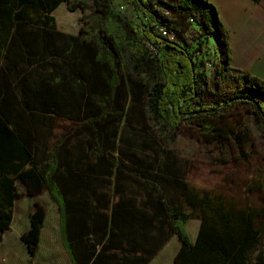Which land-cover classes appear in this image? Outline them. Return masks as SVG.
Returning <instances> with one entry per match:
<instances>
[{"label":"trees","instance_id":"16d2710c","mask_svg":"<svg viewBox=\"0 0 264 264\" xmlns=\"http://www.w3.org/2000/svg\"><path fill=\"white\" fill-rule=\"evenodd\" d=\"M65 1L87 12L77 34L56 28L52 11ZM123 3L137 11L132 18L115 0H0V238L13 200L47 190L72 264H114L116 252L148 241L155 220L157 241L165 223L180 241L174 264H264V196L253 208L196 187L154 136L144 130L136 143L120 132L131 100L169 141L185 120L238 101L264 123V79L230 65L227 29L209 0ZM58 119L73 130L50 143ZM45 211L35 201L22 234L31 255ZM190 217L201 220L194 242Z\"/></svg>","mask_w":264,"mask_h":264},{"label":"rangeland","instance_id":"374dc122","mask_svg":"<svg viewBox=\"0 0 264 264\" xmlns=\"http://www.w3.org/2000/svg\"><path fill=\"white\" fill-rule=\"evenodd\" d=\"M115 2L130 18L137 12L130 4H124L123 0ZM86 13L80 8L72 11L67 1L52 11L56 28L71 34H77L79 28L86 26L81 21ZM214 45L213 40L207 45L210 59L214 57ZM211 87L214 88L213 85ZM127 107L129 119L120 125L122 136L131 137L137 143L138 133L145 130L154 136L162 148L170 150L176 156L182 166L184 181L196 187L213 188L227 196L234 195L239 202L250 203L253 208L259 207L264 196V123L254 115L251 104L238 101L233 106L224 108L219 116L191 117L181 123L170 141L167 140L170 133L155 126L141 105H133L131 100ZM198 123L213 126L212 130L201 127ZM217 128H224L225 131L221 142L214 136ZM72 130V123L58 119L55 121L54 137L49 142H54L60 135L70 134ZM255 183H262V186L256 188ZM50 196L45 191L38 199L46 209H50L51 204L55 206L54 221L58 226L57 205ZM185 207L186 210H191L188 204ZM52 235L59 236L58 229H54Z\"/></svg>","mask_w":264,"mask_h":264},{"label":"crops","instance_id":"0c3cea01","mask_svg":"<svg viewBox=\"0 0 264 264\" xmlns=\"http://www.w3.org/2000/svg\"><path fill=\"white\" fill-rule=\"evenodd\" d=\"M209 1L216 8L219 20L227 29L230 65L264 79V0ZM45 191L47 190L43 193ZM39 196L24 195L13 200L12 223L0 238V264H72L60 233L59 236L52 235L54 229L59 232L60 227L58 206L57 226L53 214L55 206L52 204L50 209L45 211L37 250L33 255L28 253L22 234L30 226V212L35 201L40 202ZM141 210L148 213V216L153 214L143 207ZM200 225L199 218L190 217L187 220L186 228L191 242L196 240ZM154 228L148 236V241L139 237L138 242L131 246L130 252H116L119 260L114 264H174L181 246L179 239L170 232L165 223L162 228L163 239L157 241V220L154 221Z\"/></svg>","mask_w":264,"mask_h":264},{"label":"built area","instance_id":"2783aa9c","mask_svg":"<svg viewBox=\"0 0 264 264\" xmlns=\"http://www.w3.org/2000/svg\"><path fill=\"white\" fill-rule=\"evenodd\" d=\"M160 31H162V33L164 34L166 33L163 28H161ZM168 36L171 37V33H168ZM204 62H205L207 71H211V69L213 68V62L210 61L209 59L204 60Z\"/></svg>","mask_w":264,"mask_h":264}]
</instances>
